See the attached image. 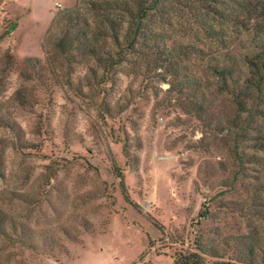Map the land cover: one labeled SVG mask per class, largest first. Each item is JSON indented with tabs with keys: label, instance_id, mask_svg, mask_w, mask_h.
Segmentation results:
<instances>
[{
	"label": "rangeland",
	"instance_id": "1",
	"mask_svg": "<svg viewBox=\"0 0 264 264\" xmlns=\"http://www.w3.org/2000/svg\"><path fill=\"white\" fill-rule=\"evenodd\" d=\"M221 1L0 0V264H264V84L212 69Z\"/></svg>",
	"mask_w": 264,
	"mask_h": 264
},
{
	"label": "trees",
	"instance_id": "2",
	"mask_svg": "<svg viewBox=\"0 0 264 264\" xmlns=\"http://www.w3.org/2000/svg\"><path fill=\"white\" fill-rule=\"evenodd\" d=\"M116 2L120 5L123 4L121 1ZM221 2L225 4L221 8L223 20L221 26L217 29L214 27L202 28L209 36L219 40L220 46L226 50L220 52L223 61H220L219 65H213L212 69L217 75L225 76L224 79L227 80L236 71L235 64H242L252 75L246 79V82L260 92L262 90L260 86L264 84V0H222ZM147 9L150 10L151 6H141L133 14V19L137 20L132 30L134 33L137 30H142L140 24H143L142 22L147 16ZM228 9L231 10L229 15L226 14ZM101 20H108L109 26L97 27L92 37L105 35V31L108 29L113 33L112 37L117 39L118 29L114 25H110L109 17L102 16ZM80 35L83 36L85 33L81 32ZM63 41L64 39L58 40L57 45L63 46ZM235 47L240 50L239 53L233 50ZM95 50L92 48L90 52L96 54ZM121 183L123 184L122 180Z\"/></svg>",
	"mask_w": 264,
	"mask_h": 264
}]
</instances>
